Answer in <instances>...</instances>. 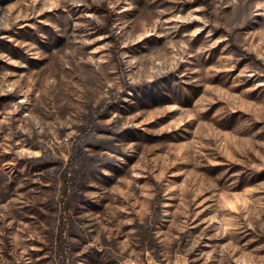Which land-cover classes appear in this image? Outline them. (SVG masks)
I'll return each mask as SVG.
<instances>
[{
    "label": "rangeland",
    "instance_id": "1",
    "mask_svg": "<svg viewBox=\"0 0 264 264\" xmlns=\"http://www.w3.org/2000/svg\"><path fill=\"white\" fill-rule=\"evenodd\" d=\"M0 264H264V0H0Z\"/></svg>",
    "mask_w": 264,
    "mask_h": 264
},
{
    "label": "trees",
    "instance_id": "2",
    "mask_svg": "<svg viewBox=\"0 0 264 264\" xmlns=\"http://www.w3.org/2000/svg\"><path fill=\"white\" fill-rule=\"evenodd\" d=\"M110 18H108L109 20H108V22H107V24H106V28H109V27H112V22H113V18H112V13H111V15L109 16ZM182 92H178V94H181Z\"/></svg>",
    "mask_w": 264,
    "mask_h": 264
}]
</instances>
